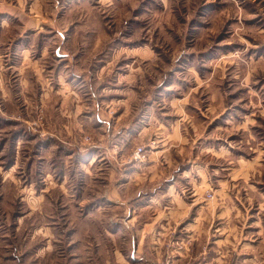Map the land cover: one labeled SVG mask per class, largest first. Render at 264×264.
Masks as SVG:
<instances>
[{
  "label": "rangeland",
  "instance_id": "374dc122",
  "mask_svg": "<svg viewBox=\"0 0 264 264\" xmlns=\"http://www.w3.org/2000/svg\"><path fill=\"white\" fill-rule=\"evenodd\" d=\"M16 9L22 21L47 18L35 25L43 34L32 39ZM58 30L96 31L116 64L145 71L152 95L180 100L178 111L156 106L190 138L167 149L169 166L151 134L118 158L112 185L109 147V159L92 160L94 135H49L42 100L24 99L11 63ZM0 72L13 94L0 90V264H264V0H0ZM139 146L144 156L132 160ZM167 191L182 193L189 215L164 212L168 194L154 205L145 196ZM188 224L199 225L192 239L180 231Z\"/></svg>",
  "mask_w": 264,
  "mask_h": 264
},
{
  "label": "crops",
  "instance_id": "0c3cea01",
  "mask_svg": "<svg viewBox=\"0 0 264 264\" xmlns=\"http://www.w3.org/2000/svg\"><path fill=\"white\" fill-rule=\"evenodd\" d=\"M13 12L14 18H18L23 27L37 26L39 22L44 23L43 19L48 20L44 17H26L22 21L20 10L16 9ZM36 26L31 29L28 28L29 32L31 31L29 35L32 39L43 34L42 31H36L41 28ZM27 34V32L18 34L19 36L17 35L11 44L16 46L18 42L24 40V35H26L25 37L28 36ZM92 34L83 33L80 35L72 30H68V34H63L58 30L56 33H52V38H48L42 44L37 54H33L34 51H37L33 44L24 46L20 52L21 59L12 62L11 68L17 69L18 84L22 92L28 95L24 96V99L42 100L47 112L49 135L73 137L72 140L75 141L77 136L90 132L97 138V147H99L97 152L92 150V160L95 159V153L96 156L100 154L98 163L101 164L100 160L109 159L104 150L109 147L111 184L113 185V182L116 181L119 185L118 176L122 167H119L118 158L130 153L135 148L136 142L145 143L151 134L154 135L153 137H157L163 149L166 150L163 160L166 162L164 163L165 167H167L171 162L167 149L170 147L182 149L184 145L190 142V138L188 132L178 127L177 123L161 120L164 118L163 116H166L165 111L160 112L161 108L165 110L164 104L176 108L180 100L171 96L166 97L161 91L152 95V90L147 89L146 82L142 81L145 71L142 69L140 73L135 62L126 61L121 65L116 64L119 55L115 51L108 49L106 51L101 48L100 34H94V41L92 42L95 47H91L88 38H92ZM97 37L99 41H97ZM8 54L6 52V55ZM10 80V75L0 72V90L6 94L8 99L13 95L7 89ZM161 100H163V107L156 108L157 105L161 104ZM108 108L115 110L114 116L107 113ZM176 110H179L178 107ZM45 142L48 146L53 147L51 141ZM80 149L83 153L82 156L90 154V151L85 150L86 148ZM92 160L89 163H92ZM153 166L156 167V165ZM125 178L123 177L121 183L128 181V177L125 176ZM175 180L174 178L170 186H173ZM167 194L175 203L165 204L164 212L169 211L180 217L189 215L190 208L187 207L186 200L180 192L167 191L161 194L150 193V195L145 196L146 198L149 196L150 205H154L160 196L164 198ZM145 196H138L137 199H142ZM192 196L197 203L203 199L197 193H193ZM111 197L117 198L115 200L109 199L112 202H120L117 189L111 192ZM207 211V215L210 214L213 218V208L207 207ZM166 216L163 214V220L167 219ZM168 226L169 224H161V227L165 229ZM198 227V224H188L182 226L180 231H187L185 238L192 239L194 234H191L189 229L196 230L199 229ZM209 227L213 228V224L211 223ZM209 227L206 233L210 232ZM212 228L214 237V231L220 230V227L215 228V230ZM224 229L223 227V231ZM218 240L219 238H214L213 242ZM197 242L199 243V236L195 239L196 244H198Z\"/></svg>",
  "mask_w": 264,
  "mask_h": 264
},
{
  "label": "built area",
  "instance_id": "2783aa9c",
  "mask_svg": "<svg viewBox=\"0 0 264 264\" xmlns=\"http://www.w3.org/2000/svg\"><path fill=\"white\" fill-rule=\"evenodd\" d=\"M144 156V149L143 146H139L135 149V151L133 152V154L131 155V159H135V160H139L142 159V157Z\"/></svg>",
  "mask_w": 264,
  "mask_h": 264
}]
</instances>
